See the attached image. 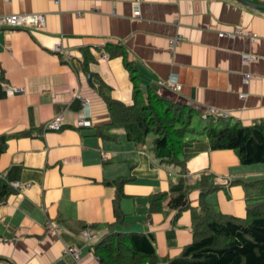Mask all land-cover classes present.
<instances>
[{
    "label": "crops",
    "instance_id": "0c3cea01",
    "mask_svg": "<svg viewBox=\"0 0 264 264\" xmlns=\"http://www.w3.org/2000/svg\"><path fill=\"white\" fill-rule=\"evenodd\" d=\"M24 13H42L43 28H0V181L12 190L0 203V262L73 264L64 253L73 246L79 264H99L93 246L111 232L150 233L160 259L175 257L192 241L200 190L189 188V207L180 211L166 201L149 210L148 198L181 192L200 173L220 185L204 195L206 203L222 214L245 216L252 189L243 182L264 175V165L240 164L234 150H212L204 136L186 149L192 155L184 170L159 163L150 151L152 133L134 145L121 128L108 125L96 86L102 81L112 99L131 104L122 57L105 52L106 45H120L144 90L251 124L264 117V9L235 0H0V14ZM237 29L249 35L230 34ZM55 43L68 59L52 51ZM84 48L94 57L85 69ZM246 54L255 60L242 63ZM168 77L180 89L157 83ZM2 84L25 92L8 95ZM80 112L89 125L76 126ZM58 114L62 128L45 129ZM118 177L128 179L118 201L120 221L110 183ZM49 224L54 232L46 231Z\"/></svg>",
    "mask_w": 264,
    "mask_h": 264
},
{
    "label": "trees",
    "instance_id": "16d2710c",
    "mask_svg": "<svg viewBox=\"0 0 264 264\" xmlns=\"http://www.w3.org/2000/svg\"><path fill=\"white\" fill-rule=\"evenodd\" d=\"M108 57L121 56L132 83L131 104L112 99L108 88L98 81L96 89L105 102L111 128H121L127 141L142 145L148 133L153 134L150 151L159 163L173 164L184 170L192 153L186 152L198 137L204 136L212 150L232 149L240 164L264 162V117L251 124L218 118L210 113L208 125L200 129L191 121L198 109L169 100L155 90L141 88L136 69L120 45H106ZM82 64L94 61L84 48ZM226 120V122L224 121ZM2 146L0 145V150ZM128 179L118 177L110 183L115 187L113 211L120 221L122 213L118 201L123 197L122 185ZM237 181H232L234 183ZM252 191L246 197L244 217L222 214L204 201V195L220 187L209 173H200L186 184L183 191L173 194L155 192L149 200V210H158L162 202L178 211L189 207L187 192L190 187L200 190L198 208L192 210V241L179 255L160 259L154 247V237L148 233L111 232L93 246L99 264H264V175L243 182ZM12 192L0 181V203Z\"/></svg>",
    "mask_w": 264,
    "mask_h": 264
},
{
    "label": "built area",
    "instance_id": "2783aa9c",
    "mask_svg": "<svg viewBox=\"0 0 264 264\" xmlns=\"http://www.w3.org/2000/svg\"><path fill=\"white\" fill-rule=\"evenodd\" d=\"M139 0H135L137 2ZM135 16L138 15V10H135L133 12ZM45 24V19L44 15L42 13H24V14H0V28H5L9 30H14V29H21V28H27L30 29L31 31H39L43 28ZM245 33L246 35H249V32L243 29H237L231 32L230 34H241ZM224 33H220L222 35ZM250 36L255 37L254 34H251ZM176 39H172L171 44H174L177 42ZM52 51L56 54H62L64 59H68V54L65 51V49L61 46L60 43H55L52 47ZM102 57L106 58L107 56L102 53ZM255 57L250 54L242 55V63L244 64H249L250 62L254 61ZM250 78V74H245L244 79L248 80ZM157 83L164 85L166 87L172 88V89H180V84L174 82L171 80L169 77L165 78L163 80L157 81ZM5 92L9 94H14V93H24L23 88L11 86V85H6L2 84ZM87 101L83 99V104H86ZM208 113L221 117V118H227L228 114L226 112H219L213 108L208 110ZM62 116L60 114L55 115L50 121H48L45 124V129L47 130H59L62 128ZM89 125V121L86 119L84 113L80 112L76 115V126L77 127H82V126H87ZM102 159H105V155H101ZM217 181L219 184H224L226 181H224L223 178L217 177ZM11 187L13 188H18L20 187V184L17 182H12ZM54 225L49 224L46 227V231L48 233L54 232ZM82 234L84 236H88V231L85 229L82 231ZM64 253L69 255L72 258L73 264H79V254L78 250L73 247V246H67L64 249ZM0 264H6L4 262H0Z\"/></svg>",
    "mask_w": 264,
    "mask_h": 264
},
{
    "label": "rangeland",
    "instance_id": "374dc122",
    "mask_svg": "<svg viewBox=\"0 0 264 264\" xmlns=\"http://www.w3.org/2000/svg\"><path fill=\"white\" fill-rule=\"evenodd\" d=\"M206 114H203L202 112L198 111L197 113L194 114L192 121H191V126L200 129L202 126H206L210 123L211 117L208 116L205 118ZM226 122V120H224ZM258 165H264V162L262 163H256ZM259 178V177H257ZM256 179V178H255Z\"/></svg>",
    "mask_w": 264,
    "mask_h": 264
},
{
    "label": "water",
    "instance_id": "95a60500",
    "mask_svg": "<svg viewBox=\"0 0 264 264\" xmlns=\"http://www.w3.org/2000/svg\"><path fill=\"white\" fill-rule=\"evenodd\" d=\"M235 1L240 2V3H243V4H246V5H249V6H253V7H256V8L264 9V4H262V5H256V4L251 3L248 0H235Z\"/></svg>",
    "mask_w": 264,
    "mask_h": 264
},
{
    "label": "bare ground",
    "instance_id": "6f19581e",
    "mask_svg": "<svg viewBox=\"0 0 264 264\" xmlns=\"http://www.w3.org/2000/svg\"><path fill=\"white\" fill-rule=\"evenodd\" d=\"M25 29V28H24Z\"/></svg>",
    "mask_w": 264,
    "mask_h": 264
}]
</instances>
